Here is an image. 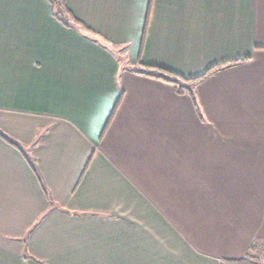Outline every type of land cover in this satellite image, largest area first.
I'll return each mask as SVG.
<instances>
[{
    "label": "crops",
    "instance_id": "crops-1",
    "mask_svg": "<svg viewBox=\"0 0 264 264\" xmlns=\"http://www.w3.org/2000/svg\"><path fill=\"white\" fill-rule=\"evenodd\" d=\"M62 1L0 0V264H239L264 242V0Z\"/></svg>",
    "mask_w": 264,
    "mask_h": 264
},
{
    "label": "trees",
    "instance_id": "trees-1",
    "mask_svg": "<svg viewBox=\"0 0 264 264\" xmlns=\"http://www.w3.org/2000/svg\"><path fill=\"white\" fill-rule=\"evenodd\" d=\"M54 4H57L58 1H60L59 3L64 6L63 1L62 0H51ZM65 9V8H64ZM66 11V10H65ZM75 21V20H74ZM77 23V21H76ZM145 69L147 70L145 72L146 75L148 76H154V77H158L160 79H164L165 81L171 82L174 85H176L177 91L180 94H189L193 97V99L195 98V94H194V88L196 87V85L202 81V78H197V79H191V80H186L181 76H178L174 73H170L166 70L163 69H159V68H154V67H145ZM0 136L5 138L7 141H9L8 137L6 135H4L2 132H0ZM10 142V141H9ZM19 146V145H18ZM28 162L30 163L31 167L33 168V170L38 174V170L36 168L35 163L28 159ZM258 243L254 244L252 246V252L254 253V251H259L262 249ZM249 261H248V260ZM257 258L253 257L252 255H249L246 259L239 261V264H256L257 262Z\"/></svg>",
    "mask_w": 264,
    "mask_h": 264
},
{
    "label": "rangeland",
    "instance_id": "rangeland-1",
    "mask_svg": "<svg viewBox=\"0 0 264 264\" xmlns=\"http://www.w3.org/2000/svg\"><path fill=\"white\" fill-rule=\"evenodd\" d=\"M259 245L260 246H258V247L262 246V249L259 250V251L258 250L254 251V253L251 252L250 255H252L253 257L257 258V261H256L257 263L256 264H264V242H260ZM250 264H251V262H250Z\"/></svg>",
    "mask_w": 264,
    "mask_h": 264
}]
</instances>
